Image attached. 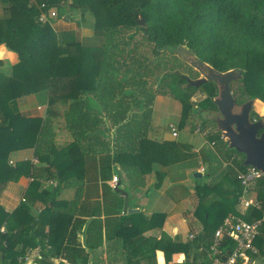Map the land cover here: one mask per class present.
<instances>
[{
    "label": "trees",
    "instance_id": "obj_1",
    "mask_svg": "<svg viewBox=\"0 0 264 264\" xmlns=\"http://www.w3.org/2000/svg\"><path fill=\"white\" fill-rule=\"evenodd\" d=\"M0 3L13 12L12 17L0 25V46L6 45L21 60L14 78L0 83V176L7 180L11 153L34 148L35 157L50 165L34 167L35 178H40L38 173H41L59 180L52 192L45 194L47 209L42 215L52 212L51 207H58L56 204L51 206L50 202L55 203L60 184L70 186L68 180L62 179V174L74 164V158L91 152L110 151L111 141L106 136L113 131L114 162L131 160L132 164L124 169L133 190L146 184L145 173L137 162L145 159L175 165L194 157L189 145L164 142L156 146L148 141L153 105L158 96L170 95L178 100L183 107L184 119L189 117L192 97L198 91L207 96L211 106L209 111L217 110L213 99L217 97L218 89L214 83L200 88L187 84L188 69H183L182 65L187 62L176 53L181 46L221 73L242 71L239 91L249 100L260 101L255 105L264 113V0H35V4L32 0H0ZM43 4L46 5L44 9ZM49 8H56L60 17L68 9L91 12L95 16V35L102 39V45L96 59L92 57L89 68L82 66L84 61L88 64L87 54L85 57L80 50L68 54L61 51L49 23L41 25L38 22L39 16ZM170 54L175 55L171 58ZM192 70L189 68L188 71L192 73ZM74 77L78 83L55 82ZM157 82H167V90L157 89ZM60 84L64 88H79L80 94L78 97H51L45 120L23 119L11 109L15 98L49 86L58 91ZM171 85L178 89L169 90ZM61 108H65L64 114ZM54 121L64 123L75 141L61 151L55 147ZM211 137L227 148L228 156L234 157L233 163L238 170L246 169L245 156L230 149L221 133L214 132ZM238 156L242 158L238 159ZM26 168L31 170L30 165ZM52 169L58 171L60 179L56 173L50 174ZM164 176L162 172L158 174L155 188H161ZM234 181L232 183L239 191H235L234 199L225 197L221 186L199 187V206L205 211L204 231L207 235L215 233L229 214L238 215L236 205L243 188L237 177ZM254 191L263 210L250 209L249 215L242 218L248 222L261 220L264 216V177L258 180ZM209 193L218 196L210 205L205 201ZM42 215L41 219L32 218L17 232L7 231L0 236L2 264H19V259L24 258L30 248V239L36 245L41 243L45 233ZM214 236L205 247L207 251L214 243ZM144 240V246L139 248L141 256L152 252L148 248L150 239ZM19 242L24 245L22 249H16ZM155 243L165 251L172 247H165L157 240ZM258 244L264 247V223L255 242L256 246ZM219 248L227 253L235 248V243L225 239ZM42 249L46 251V248ZM177 252L166 251L167 260L170 262Z\"/></svg>",
    "mask_w": 264,
    "mask_h": 264
},
{
    "label": "crops",
    "instance_id": "obj_2",
    "mask_svg": "<svg viewBox=\"0 0 264 264\" xmlns=\"http://www.w3.org/2000/svg\"><path fill=\"white\" fill-rule=\"evenodd\" d=\"M32 3L35 4V0ZM12 15L13 12L0 3V25L5 24L4 21ZM91 15V12L68 9L62 17L58 16L49 22L61 51L68 54L80 50L85 57L86 54L89 56L88 64L84 61L83 68L86 65L89 68L92 57L96 59L95 55L102 45V39L95 35V20L89 17ZM20 62L17 53L6 45L0 46V83L14 78ZM55 82L78 83V79L64 78ZM58 88L56 91L49 86L48 89L15 98L11 109L23 119L45 120L51 97H78L80 94L79 88H64L61 84ZM59 110L57 112L60 114ZM64 112L65 108H61V113ZM168 117L172 115L163 117L162 110L156 108L154 103L148 141L156 146L164 142L189 145L194 157L175 165L162 164L156 160L147 162L145 159L137 162V166L145 173L146 184L133 190L124 169L132 164L131 160L114 162L113 131L106 136L111 141L110 151L91 152L74 158V164L62 174V179L68 180L70 186L60 184L55 203L50 202L51 206L56 204L58 207L50 206L53 211L44 215L42 213L47 209L45 194L52 192L59 180L50 179L41 173H38L40 178H35L34 167L47 168L50 165L35 157L34 148L11 153V171L7 180L0 176V236L7 231L17 232L19 228L27 226L32 218L41 219V215L45 228L39 245L30 239V248L25 257L19 259V264H212L210 250L207 251L205 247L216 232L207 235L204 231L205 211L199 206L198 189L204 185L209 188L218 185L225 197L234 199L235 191L239 192L234 183L238 168L233 163L234 157L228 156L227 148L221 142L211 140V135L203 137L199 134L202 138L198 139L191 135L197 132L187 129L191 134L181 139L178 134L174 138L171 126L166 122ZM60 123L54 121L57 151L75 143L71 133L64 128V123ZM27 164L31 170L26 168L29 166ZM21 168L23 170L19 171ZM161 172L165 176L161 188L157 189L158 174ZM52 173H56L59 178L56 169H52ZM197 173L202 177L198 178ZM115 176L119 177L117 188L113 187ZM210 194L205 200L208 205L218 198L216 194ZM252 194L254 197L251 193L246 197L257 200L256 192ZM242 195L236 205L238 215L231 213L226 220L232 217L242 219L249 215V211L241 207ZM143 238L150 239L151 246L148 248L152 252L147 256L139 254V248L146 242ZM155 240L161 241L165 247L171 245L166 250L169 253L178 250L171 256L170 262L164 248L160 244L157 246ZM23 247L22 242H19L16 249ZM42 248H46V251ZM256 249V254L250 253L247 264H264V247L258 244Z\"/></svg>",
    "mask_w": 264,
    "mask_h": 264
},
{
    "label": "water",
    "instance_id": "obj_3",
    "mask_svg": "<svg viewBox=\"0 0 264 264\" xmlns=\"http://www.w3.org/2000/svg\"><path fill=\"white\" fill-rule=\"evenodd\" d=\"M176 53L203 76L195 81L186 77L188 85L200 88L207 83H214L220 89L219 95L213 99L218 113L223 118L220 123H217L216 131L221 133L230 149L245 156V167H254L264 174V132L260 133L264 131V121L253 122L251 119L255 100L244 103L239 113L233 112L242 94L238 92L233 95L232 84L243 79V72L232 70L221 73L209 64L201 62L184 46L179 47ZM205 71L207 74H204ZM196 176L202 177L200 173Z\"/></svg>",
    "mask_w": 264,
    "mask_h": 264
},
{
    "label": "built area",
    "instance_id": "obj_4",
    "mask_svg": "<svg viewBox=\"0 0 264 264\" xmlns=\"http://www.w3.org/2000/svg\"><path fill=\"white\" fill-rule=\"evenodd\" d=\"M42 8H46L43 4ZM58 10L49 8L47 12H43L38 22L41 25L48 24L51 20L58 18ZM173 137L178 136L177 130L171 126ZM36 164L37 161L35 160ZM264 174L254 167H246L245 170H237V179L243 188V195L240 203L241 207L247 212L250 209L262 211L261 203L256 199H247L246 195L254 190L259 179L263 178ZM119 177L113 178V187L117 188ZM264 223V216L261 220L253 222L245 221L241 218L232 217L225 220L224 224L216 231L215 240L210 248V257L212 264H247L249 263L250 253L256 254L257 249L255 242L260 236V228ZM225 239H230L235 243V248L225 253L219 247ZM0 264L1 255H0Z\"/></svg>",
    "mask_w": 264,
    "mask_h": 264
},
{
    "label": "rangeland",
    "instance_id": "obj_5",
    "mask_svg": "<svg viewBox=\"0 0 264 264\" xmlns=\"http://www.w3.org/2000/svg\"><path fill=\"white\" fill-rule=\"evenodd\" d=\"M92 20H95V16L91 15L89 16ZM175 54H170V57L173 58ZM183 65V69H188L192 68L193 72L190 73L188 70L186 71V73H188L186 76L189 77V79L195 81L197 79H201L203 76L202 74L197 71L195 68L191 67L188 63ZM171 67V66H170ZM161 75V74H159ZM168 82V81H167ZM167 82L165 84H167ZM165 84L159 83L157 82V89H162L167 90V86H165ZM169 90H176L178 88L174 87V85L168 86ZM241 84H235V89H240ZM169 93V92H168ZM207 96L205 94H203L202 92L198 91L196 92V94L192 97V108H191V113L189 115V117L187 119H184L183 117V107L182 104L176 100L174 97L172 96H158L155 103L156 108H160L162 110V116H166L167 114H171L172 117H168V120L166 122H168V126H174L176 128V130L178 131L179 139L184 138L187 134H189L190 132L187 131V129L191 130V132H197V134H191L195 137H197L198 139H201L202 136L206 137L207 135H212L215 131V126L213 125L212 121H211V115L209 114V109L211 108L210 104L207 103ZM249 100V97L247 95H242V99L241 101H247ZM257 102H260L258 100L255 101V104ZM262 103V102H261ZM262 105L264 106V104L262 103ZM199 110V111H198ZM256 115L264 118V113L260 112L259 109L256 107V105L254 106V117H256ZM201 134V135H199ZM239 159L242 158V156H238ZM252 192H254V190H252L251 196L254 197V194H252ZM249 194V193H248ZM249 199V198H247ZM241 204V203H240ZM244 220V219H243ZM246 221V220H245Z\"/></svg>",
    "mask_w": 264,
    "mask_h": 264
},
{
    "label": "flooded vegetation",
    "instance_id": "obj_6",
    "mask_svg": "<svg viewBox=\"0 0 264 264\" xmlns=\"http://www.w3.org/2000/svg\"><path fill=\"white\" fill-rule=\"evenodd\" d=\"M204 74H207L206 73V71L204 72ZM239 84V82H234L233 84H232V94L233 95H235V94H237L238 92H241V91H239V89L237 88V89H235V84ZM217 86V85H216ZM217 89H218V95H219V93H220V89L217 87ZM241 94H242V92H241ZM217 95V96H218ZM243 95V94H242ZM242 95H241V97L237 100V105H235V108H234V110H233V112L235 113V114H237V113H239L240 112V109H241V106L244 104V103H246L247 101H249V100H247V101H241V99H242ZM209 114L211 115V121L214 123V125H215V127H217V123H220L221 121H222V116L218 113V111L217 110H214V111H209ZM251 119H252V121L253 122H258L259 120H263L264 121V119L261 117V118H255L254 117V110H253V112H252V114H251ZM262 132H264V131H261L260 133H262Z\"/></svg>",
    "mask_w": 264,
    "mask_h": 264
}]
</instances>
